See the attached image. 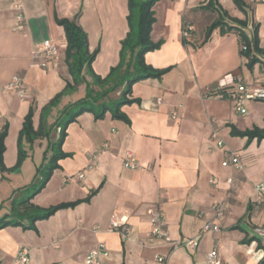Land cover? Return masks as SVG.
I'll return each instance as SVG.
<instances>
[{"label":"crops","instance_id":"0c3cea01","mask_svg":"<svg viewBox=\"0 0 264 264\" xmlns=\"http://www.w3.org/2000/svg\"><path fill=\"white\" fill-rule=\"evenodd\" d=\"M243 1L244 9L234 0H218L216 7L233 19L246 20L244 30L249 38L257 28L264 50V4ZM204 5L206 0H161L156 4L157 22L151 36L162 45L147 53L145 61L154 69L171 70L160 79L133 86L132 95L140 102L122 108L128 122L114 119L109 112L100 120L84 113L68 126L62 151L70 156L59 161V168L33 203L50 208L82 202L38 221L35 230L13 226L0 230V264H14L22 248L30 250L29 264H86L87 256L101 245L109 254L104 264H206L216 243L222 264H264V243L250 241L264 217V203L254 204L255 188L264 182V140L248 142L234 137L230 127L264 129V101H247L246 115H241L230 94H213L227 75L263 87L264 55L249 68L240 53L239 35L223 33L221 28L201 45L206 29L219 16L217 11L200 9ZM16 7L25 15L20 32L14 31ZM118 9L120 17L115 21L113 12ZM128 13V0H0V130L8 124L6 169L17 164L19 135L30 108L35 109L37 130L42 109L72 79L65 53L47 68L33 57L46 41H66L56 16L73 19L80 15L90 51L100 49L92 68L106 77L119 63L121 42L129 31ZM186 22L191 33L185 32ZM15 76L24 79L25 100L6 91ZM84 90L82 85L64 97L51 116L58 118L65 106L85 96ZM176 108L179 118L173 120L171 113ZM51 120L49 117V125L56 121ZM59 132H51V142ZM48 145V139L41 138L25 144V151L44 155ZM230 152L240 155L242 170L223 165ZM129 153L136 158V169L124 167ZM50 156L48 152L46 157ZM36 175L29 184H10L9 197L0 196V218L10 212L13 192L30 185ZM18 176L2 173L0 184L5 178L11 183ZM229 178L232 185L227 183ZM92 192L90 201L83 202ZM215 204L224 209L221 230L203 235L207 222H217ZM150 209L164 212L171 241L179 242L176 249L151 238ZM113 220L121 222L124 234L111 229ZM193 239L198 241L196 249L186 245Z\"/></svg>","mask_w":264,"mask_h":264},{"label":"trees","instance_id":"16d2710c","mask_svg":"<svg viewBox=\"0 0 264 264\" xmlns=\"http://www.w3.org/2000/svg\"><path fill=\"white\" fill-rule=\"evenodd\" d=\"M161 0H128L129 14L127 16L129 31L121 42L119 63L112 67L106 77L97 75L92 64L96 59L99 50L91 52L89 49L88 35L79 23V16L73 19L59 18L56 16V23L64 29L67 49L65 52L66 64L71 75V81L67 82L64 90L57 94L48 105L41 111L40 124L38 129L34 128L35 109L32 106L24 119L23 127L18 140V160L13 169H6L4 166V153L6 151L5 140L8 136V124L0 130V171L18 173L26 158L25 142L32 145L36 140L47 138L49 141L48 151L45 152L47 163L42 165L37 172L35 180L28 186L18 188L13 192L10 212L0 218V230L9 226L22 227L24 230H35L38 221L49 219L56 212L66 208H73L82 201L73 203H62L50 208H42L33 203L34 198L39 195L50 180L53 172L59 168V161L69 157L62 151L64 140L67 136V128L76 122L77 118L84 113H92L97 120L103 119L109 112L114 119L128 122V118L122 112L125 105L139 103L140 100L132 95L133 86L143 80L150 78L160 79L171 69L157 70L149 66L145 56L149 52L158 50L162 43H155L152 40L153 27L157 22L154 7ZM240 9L246 7L243 0H234ZM218 5V0H206V5L201 6L202 10H212L219 13L218 18L206 29L205 37L201 45H205L211 38L212 33L221 28L222 32H235L240 37L241 55L248 61V67L253 68L260 62L264 50L260 48L257 28L253 38H249L244 27L248 22L233 19ZM220 8V10H219ZM228 19L230 22H227ZM189 24H185V32L191 33ZM245 46L246 49L242 47ZM90 79V81L88 80ZM85 85V96L75 103L63 108L59 117L51 125L48 124L54 108H57L62 99L78 91L79 87ZM119 93V95H117ZM213 94H230L231 98L235 92L231 88L218 89ZM231 135L234 137L247 138L248 142L257 139L264 140V129L255 127L252 130L240 131L231 126ZM60 130L55 142L50 141V134L53 130ZM51 152L50 158L47 153ZM95 194L92 192L83 202H89ZM253 240V237L250 241ZM249 241V242H250Z\"/></svg>","mask_w":264,"mask_h":264},{"label":"built area","instance_id":"2783aa9c","mask_svg":"<svg viewBox=\"0 0 264 264\" xmlns=\"http://www.w3.org/2000/svg\"><path fill=\"white\" fill-rule=\"evenodd\" d=\"M252 4H264V0H245ZM16 24L14 26V31L20 32L24 30L25 25V15L23 11L16 7ZM246 49L245 46L242 47ZM67 43L66 41L55 42L46 41L43 43L41 48L34 53V59L39 60V66L42 68H47L50 64L59 61L60 57L66 52ZM231 88L235 92V96L232 98L234 109L237 113L241 115H246L245 103L247 101H264V86L263 87H253L249 86L247 83L241 79L235 78L233 75H227L221 79L219 83V89ZM6 91L17 95L21 100H25L28 96V90L25 87L24 79L20 76H15L13 80L7 85ZM173 120L179 118L178 109H174L171 113ZM214 139L217 136L214 135ZM218 146L223 147V142L219 141ZM225 167H230L233 170H242L243 164L240 155L235 152L229 153V158L223 163ZM138 163L136 158L132 154H127L124 158V167L127 169H136ZM83 176H81L82 178ZM1 181V178H0ZM227 183L232 185L233 179H227ZM256 198L254 204L256 206H261L264 203V182L260 183L255 188ZM214 208L216 210V220L217 222L209 221L207 222L202 230L201 234L207 233H218L221 230L220 223L224 219V209L222 205L215 204ZM148 214L151 218L152 231L151 238L163 244H170L173 249L179 246V242H172L170 235L166 229L165 215L162 210L150 209ZM111 229L120 234H124L121 222L113 220L111 222ZM254 245L264 243V217L262 218L261 225L257 226L253 230V242ZM192 249H196L198 246L197 239L190 240L186 243ZM108 253L106 247L101 245L97 250L92 251L86 258V264H104V261L108 258ZM163 261V258L159 259ZM30 261V250L28 248H22L18 252L14 264H29ZM206 264H222L220 249L216 243L212 250L206 256Z\"/></svg>","mask_w":264,"mask_h":264},{"label":"rangeland","instance_id":"374dc122","mask_svg":"<svg viewBox=\"0 0 264 264\" xmlns=\"http://www.w3.org/2000/svg\"><path fill=\"white\" fill-rule=\"evenodd\" d=\"M114 16H115V21H118V19L120 17L119 9L118 10H115L113 12V17ZM116 17H118V18H116ZM126 22L128 23V20ZM87 35H88V33H87ZM93 37H94V35H93V33H91V40H93ZM88 42H89V36H88ZM91 43H93V42H91ZM103 48H105V47H103ZM96 50H99V52H100L99 47H96L91 52H94ZM102 50L105 51V49H102ZM98 54H97V56H98ZM97 56H96V58H97ZM95 61H96V59H95ZM94 62H93V64H94ZM93 64H92V66H93ZM88 80L90 81L89 78H88ZM85 93H86V86H85V90H84V95H85ZM80 94H82V93L80 92ZM50 117L52 118L51 122H54L57 119V116H55V115H53V116L50 115ZM25 144H29V143L28 142H25ZM44 156L45 155H43L41 153H37V154H28L27 153L26 158H25V160H24V162L22 164L21 170L18 173H16V174H19V176L18 177H15L12 180L11 183L9 182V179L5 178L4 181L2 182V184H0L1 185L0 186V196L2 198H8L9 197V194H10L9 192H10V189H11L10 184L14 186L19 181H22L23 183L26 182L25 184H29L31 182L30 180H32L34 178L35 174H37L38 169L42 165H44L45 163H47V160H45ZM36 167L38 168L37 170H36ZM35 170H36V173H35ZM3 173H11V172H8L7 171V172H3ZM0 174L2 175V172L1 171H0Z\"/></svg>","mask_w":264,"mask_h":264}]
</instances>
